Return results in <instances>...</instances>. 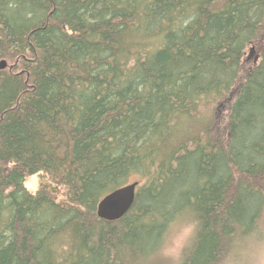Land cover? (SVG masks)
Here are the masks:
<instances>
[{"label": "trees", "instance_id": "obj_1", "mask_svg": "<svg viewBox=\"0 0 264 264\" xmlns=\"http://www.w3.org/2000/svg\"><path fill=\"white\" fill-rule=\"evenodd\" d=\"M0 61V264H144L188 213L185 264L261 234L264 0H0Z\"/></svg>", "mask_w": 264, "mask_h": 264}, {"label": "clouds", "instance_id": "obj_2", "mask_svg": "<svg viewBox=\"0 0 264 264\" xmlns=\"http://www.w3.org/2000/svg\"><path fill=\"white\" fill-rule=\"evenodd\" d=\"M199 229L200 221L194 213L178 216L147 256L144 264H185V255L194 246ZM260 249L264 256V243L260 245ZM226 264H231V261H226Z\"/></svg>", "mask_w": 264, "mask_h": 264}, {"label": "water", "instance_id": "obj_3", "mask_svg": "<svg viewBox=\"0 0 264 264\" xmlns=\"http://www.w3.org/2000/svg\"><path fill=\"white\" fill-rule=\"evenodd\" d=\"M5 68L6 62L0 61V70ZM137 186L138 182H133L104 196L97 204V217L107 222H115L121 219L134 203Z\"/></svg>", "mask_w": 264, "mask_h": 264}, {"label": "rangeland", "instance_id": "obj_4", "mask_svg": "<svg viewBox=\"0 0 264 264\" xmlns=\"http://www.w3.org/2000/svg\"><path fill=\"white\" fill-rule=\"evenodd\" d=\"M253 49V48H251ZM25 188L28 192L34 193L38 188V175L30 177L25 182ZM261 234L252 240H241L233 247L232 252L226 261L231 264H262L264 256L261 254L260 245L264 243V218L259 224V233ZM226 261L223 264H226ZM138 264V263H137Z\"/></svg>", "mask_w": 264, "mask_h": 264}, {"label": "bare ground", "instance_id": "obj_5", "mask_svg": "<svg viewBox=\"0 0 264 264\" xmlns=\"http://www.w3.org/2000/svg\"><path fill=\"white\" fill-rule=\"evenodd\" d=\"M250 53V52H249Z\"/></svg>", "mask_w": 264, "mask_h": 264}]
</instances>
